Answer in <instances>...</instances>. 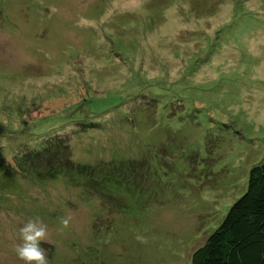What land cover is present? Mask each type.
I'll return each instance as SVG.
<instances>
[{"label": "rangeland", "instance_id": "obj_1", "mask_svg": "<svg viewBox=\"0 0 264 264\" xmlns=\"http://www.w3.org/2000/svg\"><path fill=\"white\" fill-rule=\"evenodd\" d=\"M56 135L145 164L107 194L24 176ZM263 158L264 0H0V264L29 220L48 264H192Z\"/></svg>", "mask_w": 264, "mask_h": 264}, {"label": "trees", "instance_id": "obj_2", "mask_svg": "<svg viewBox=\"0 0 264 264\" xmlns=\"http://www.w3.org/2000/svg\"><path fill=\"white\" fill-rule=\"evenodd\" d=\"M166 92H169L168 96L174 94L169 90ZM147 113L145 120L149 121L151 116ZM76 126L81 132L88 128L81 123ZM91 127L102 129L95 124ZM25 154L21 158V162L25 161V165L21 164L24 176L45 181L55 180L61 175L68 176L70 180L80 177L86 179L84 187L87 181H93L94 185L89 187L103 194H107L104 189L111 182L130 183L131 178L124 180L123 177L128 178L129 171L136 173L145 164L135 161L80 165L72 159L70 140L60 135L44 141L36 152L27 151ZM192 264H264V158L251 168L246 191L233 203L218 228L194 251Z\"/></svg>", "mask_w": 264, "mask_h": 264}, {"label": "clouds", "instance_id": "obj_3", "mask_svg": "<svg viewBox=\"0 0 264 264\" xmlns=\"http://www.w3.org/2000/svg\"><path fill=\"white\" fill-rule=\"evenodd\" d=\"M63 227H68L69 219H62ZM47 226L39 220H29L20 229L22 243L15 249L18 257L25 264H48L41 242L47 239Z\"/></svg>", "mask_w": 264, "mask_h": 264}]
</instances>
